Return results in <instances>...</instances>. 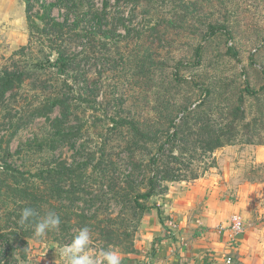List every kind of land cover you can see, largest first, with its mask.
Here are the masks:
<instances>
[{
  "label": "trees",
  "instance_id": "16d2710c",
  "mask_svg": "<svg viewBox=\"0 0 264 264\" xmlns=\"http://www.w3.org/2000/svg\"><path fill=\"white\" fill-rule=\"evenodd\" d=\"M127 1L117 0L118 9H124ZM89 2L91 0H59L57 4L44 5L43 15L38 16L42 25L40 21L28 25L35 27L43 42H49L50 54L57 53L56 62L47 55L43 58L45 64L41 61L17 64L15 61L13 65L0 68V107L5 110L1 118L4 122L0 120V219L4 222L0 226V247L13 240L25 245V240L34 236L32 227L18 223L22 210L28 207L36 213V220L49 210L60 216L59 230L47 234L54 242L71 240L77 229L88 227L92 238L96 237L95 240L105 243L106 247L123 244L125 253L133 252L136 229L151 209L150 202L160 194L165 183L181 180L175 165L188 167L186 157L192 162L198 149L203 154H213L239 142L264 146V68L259 71L263 83L254 86L244 75L241 86L232 94L218 92L225 83L200 85L195 82L202 95L194 108L187 102H169L168 111L158 113L147 122L118 113L110 115L109 100L98 101L95 82L87 81L86 73L81 70L78 69L79 75L72 80L65 78L76 64L77 56L92 54L93 57L94 52L99 51L98 36L103 39L100 29L104 27L103 22H108L110 0H104L103 7L95 13L88 6ZM55 7L66 9L63 21L51 16ZM26 11L28 22L30 6ZM121 14L124 16V12ZM116 17L118 26H124L123 17ZM223 18L225 20L226 16ZM88 20L96 21L95 26L86 28L84 24ZM224 20L222 17L212 19L206 36L210 38L219 32L230 36L229 21ZM111 31L107 32L103 43L109 39ZM76 41L80 53L75 50L76 46L72 49L64 46L69 42L74 46ZM69 52L77 55L71 56ZM203 53L204 46L198 44L195 64H201ZM239 55L234 45L227 48L226 56L236 62L240 60ZM184 64L190 65L179 61L177 75ZM249 66L257 68L253 60ZM52 67L57 71L52 72L49 69ZM176 79L173 76L171 81L180 86L178 81L183 79ZM27 84L33 92V100L25 111L24 107L17 109V100ZM221 95L224 97L218 100ZM96 105L101 110L106 107L105 124H101L105 126L107 138L101 141H98L99 133L95 137L91 134L92 129L98 132L96 123L100 119H87L88 112L96 109ZM57 111L59 115L54 117ZM38 119H45L48 133L20 145L13 152L11 145L18 133ZM118 135L122 138L109 147L111 139ZM65 150L71 155L65 156ZM29 155H38L41 161ZM16 158L22 160L21 165H17ZM27 160H31L32 165L28 166ZM108 200L121 206L116 216L111 210L103 217L106 216L103 212L109 209L103 204ZM10 250L14 251L12 247Z\"/></svg>",
  "mask_w": 264,
  "mask_h": 264
},
{
  "label": "rangeland",
  "instance_id": "374dc122",
  "mask_svg": "<svg viewBox=\"0 0 264 264\" xmlns=\"http://www.w3.org/2000/svg\"><path fill=\"white\" fill-rule=\"evenodd\" d=\"M116 1L110 0L111 11L106 18L108 22L102 23L104 27H101L100 35L103 39L98 36L99 51L94 52L93 57L92 54L77 56L76 64L65 75V78L72 80V77L79 75L78 69L82 71L81 73H86L87 81L95 82L98 101L102 102L104 98L109 100L110 106L107 105V111L110 115L118 113L123 117H136L147 122L151 117H157L158 113L168 111L169 102L170 104H175L176 101L187 102L193 104L194 108L202 95V90L195 86V82L200 85H208L210 82L225 83L224 87L218 89V92L222 94L235 93L237 87L244 81V75L250 78L254 86L258 87L263 83L259 71L264 68V0H236L233 3L229 0L221 2L217 0H129L125 2L124 9L120 7L118 9ZM58 2L59 0H14L0 3V68L13 65L15 61L17 64L34 61L45 64L46 59L43 60V58L47 55L51 56L53 63L56 62L57 53L50 54L49 42H43V38L35 27L31 28L28 25L32 24V21H40L38 16L43 15L44 5H53ZM103 3L104 0H91L88 6L92 9V13H95L103 7ZM27 6L31 8L28 15L29 23L27 22ZM66 15V9L58 7H55L51 14L58 21H63ZM116 15L118 18L123 17L124 26H118ZM223 16H226L225 20ZM219 17L229 21L230 36L219 32L208 38L206 36L208 24L212 19ZM72 19L75 21L74 15ZM39 23L42 25L41 21ZM93 23L96 24V21ZM93 23L88 20L84 25L86 28H91L95 26ZM110 30L112 31L105 46L106 43L103 42ZM198 44L204 46L203 60L200 65L195 64L197 59L195 49ZM232 45L240 53L239 62L226 56L227 48ZM64 46L72 49L78 46V41L74 42V46L70 42ZM23 47L27 50L22 52ZM75 50L78 51L77 53L81 52L78 47ZM77 53L69 52L71 56ZM252 60L257 68L249 66ZM179 61L190 64L181 65L180 76L177 75ZM49 69L52 72L57 71L56 67ZM243 70H245L244 74ZM173 76L175 79L177 77L183 79L178 81L181 83L180 86L171 81ZM18 96L17 109L24 107L26 111L29 102L33 100L30 85L27 84ZM223 97L218 96V100ZM104 110L106 107L101 110L96 105V109H91L87 114L89 121L95 118L96 121L100 119L96 123L98 132L91 130L92 137L99 133L98 141L107 138L105 126L101 124L102 122L105 124ZM4 111L0 107V120L3 118ZM58 115L57 111L53 116ZM110 115L107 119L111 117ZM181 116L182 114L179 115ZM163 125L167 124L163 123ZM47 133L48 125L45 119H38L18 133L12 142V151L15 152L20 145H25L35 137ZM114 137L117 138L111 139L109 147L122 138L120 135ZM70 155L71 153L65 150V156ZM29 156L37 161L40 159L38 155ZM188 159L186 157L185 160L188 167L175 165L181 180L165 183L160 194L154 198L159 200L156 204L161 205L160 209H165L164 198L168 197L170 191L176 186L187 187L200 181L206 185L209 184V188L205 187L206 190H219V198L229 203L225 208L226 213L230 212L226 219L227 225L233 216L238 215L244 219L247 229L252 227L256 232L251 240L248 239V248H244V253H247L246 262L240 263L264 264V146L239 142L213 154H203V151L198 149L192 162ZM16 163L21 165L22 160L16 158ZM27 165H32L31 160H27ZM109 198L108 195L107 199ZM103 206L109 208L108 211L103 212L106 214L103 217H107V213L111 210L116 216L121 209V206L109 200ZM150 206L152 209V201ZM151 212L147 211L144 214L136 229L133 252L125 253L123 244L109 245L122 254L121 258L134 256L140 252L138 241L147 230L145 224L148 223ZM162 219L163 215L161 222H164ZM175 224L177 225L176 222ZM1 225H4V222L0 219ZM177 228L172 231H176ZM95 239L96 237L92 238L91 247L97 252L101 248H109L105 246V243ZM25 241V245L13 240L10 243L6 242L5 248L0 247V264H43L44 256L52 252L58 253L59 247L71 242V240L54 242L47 235L44 238L33 236ZM11 247L14 249L12 252H10Z\"/></svg>",
  "mask_w": 264,
  "mask_h": 264
},
{
  "label": "crops",
  "instance_id": "0c3cea01",
  "mask_svg": "<svg viewBox=\"0 0 264 264\" xmlns=\"http://www.w3.org/2000/svg\"><path fill=\"white\" fill-rule=\"evenodd\" d=\"M12 1L0 0V3ZM208 186L202 181L187 187L176 186L164 198L165 209H160L161 205L156 204L159 200L154 199L145 224L147 230L138 241L140 252L122 257V264H145L146 261L153 264H211L214 260L222 261L227 255L233 257V254L234 264L246 262L244 248H248V239L251 240L256 232L252 227H246L237 247L232 248L227 231L220 229L227 225L230 212L226 213L225 208L229 203L219 198V190H206ZM167 220L177 223L176 231H170L165 223ZM56 254H46L42 263L55 264Z\"/></svg>",
  "mask_w": 264,
  "mask_h": 264
},
{
  "label": "clouds",
  "instance_id": "9594fccd",
  "mask_svg": "<svg viewBox=\"0 0 264 264\" xmlns=\"http://www.w3.org/2000/svg\"><path fill=\"white\" fill-rule=\"evenodd\" d=\"M35 217L33 209L25 207L18 223L32 227L36 238H44L49 231H58L62 222L60 216L51 210L39 220ZM91 244V230L88 227L77 229L71 242L58 248L59 254H56L55 264H122V254L118 250L109 247L101 248L97 252Z\"/></svg>",
  "mask_w": 264,
  "mask_h": 264
},
{
  "label": "built area",
  "instance_id": "2783aa9c",
  "mask_svg": "<svg viewBox=\"0 0 264 264\" xmlns=\"http://www.w3.org/2000/svg\"><path fill=\"white\" fill-rule=\"evenodd\" d=\"M166 224H168L170 231L175 229L177 225L173 220H167ZM222 231H227L228 238L231 243L232 248L237 247V240L245 233L246 231V223L241 216H233L230 219L229 224L226 227H220ZM145 264H153L152 262L148 261ZM211 264H234L232 256H224L222 261L214 260Z\"/></svg>",
  "mask_w": 264,
  "mask_h": 264
}]
</instances>
